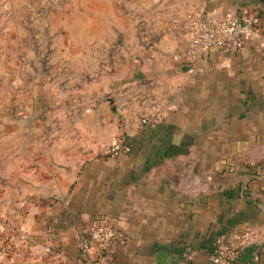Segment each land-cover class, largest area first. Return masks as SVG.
<instances>
[{"label": "crops", "instance_id": "obj_1", "mask_svg": "<svg viewBox=\"0 0 264 264\" xmlns=\"http://www.w3.org/2000/svg\"><path fill=\"white\" fill-rule=\"evenodd\" d=\"M1 2L10 39L52 46L36 86L57 88L55 107L76 103L79 123L100 128L41 135L51 142L40 148L0 145V264H159L161 249L166 264H226L213 261L215 238L246 231L255 240L233 264H264V0ZM201 7L258 9L262 20L238 52L192 58L184 15ZM148 111L160 121L138 126ZM109 118L129 133L115 160L98 143ZM98 218L127 240L84 256L76 234Z\"/></svg>", "mask_w": 264, "mask_h": 264}, {"label": "rangeland", "instance_id": "obj_2", "mask_svg": "<svg viewBox=\"0 0 264 264\" xmlns=\"http://www.w3.org/2000/svg\"><path fill=\"white\" fill-rule=\"evenodd\" d=\"M7 22V12L3 13V2H1L0 145L7 143L9 148H15V146L19 147V144H21L23 148L34 149L42 147L43 144H50L51 140H41V135L48 137L57 132L81 134L87 130L94 132L99 129L100 126L79 123L83 122L84 119L80 115L83 109L69 106L76 105V103H66L63 109L55 107L58 104L59 90L57 88L36 86L39 78L35 70L44 71L53 67L50 57L53 53L52 46L43 43L37 44L35 39H32V43L20 45L15 34H12L13 38H9V35L13 32L7 30ZM31 32L35 33L34 30H31ZM45 80L48 82L52 81L53 78L47 76ZM65 94L70 96L72 93L65 92ZM106 103L108 112L113 113V110L117 107L114 97L109 95ZM103 113L101 112L102 115ZM64 118L68 120H64ZM70 120H74L75 123L60 124ZM108 123L109 139L98 143L101 144L104 154L115 160L125 153L112 156L109 154L111 147L115 142L127 139L129 133L126 131L127 126L124 119L118 118L117 123L114 119L109 118ZM137 123L138 126L143 125L138 120ZM129 127L133 128L132 125H129ZM77 143L83 144L82 141H77Z\"/></svg>", "mask_w": 264, "mask_h": 264}, {"label": "built area", "instance_id": "obj_3", "mask_svg": "<svg viewBox=\"0 0 264 264\" xmlns=\"http://www.w3.org/2000/svg\"><path fill=\"white\" fill-rule=\"evenodd\" d=\"M262 20L260 10L253 9L242 15H214L206 7L184 15L185 27L190 34V44L187 48L188 56L194 58L198 53L212 49L225 52H238L245 44L246 38L254 33ZM159 111H148L138 116L143 125L155 124L160 121ZM130 149L126 140L121 139L113 144L109 154L112 156L126 153ZM5 226L12 227L11 223L3 222ZM16 235L18 230H13ZM253 232H239L229 235H219L213 243L212 258L215 263L225 261L233 264L238 260L246 248L254 242ZM76 246L81 254L89 256L95 250H103L112 241L124 243L127 237L106 218H98L89 226L81 228L76 234ZM13 247V246H12ZM255 251L254 261L259 260Z\"/></svg>", "mask_w": 264, "mask_h": 264}, {"label": "water", "instance_id": "obj_4", "mask_svg": "<svg viewBox=\"0 0 264 264\" xmlns=\"http://www.w3.org/2000/svg\"><path fill=\"white\" fill-rule=\"evenodd\" d=\"M157 261L159 264H166L172 261V255L168 250L161 249L157 252Z\"/></svg>", "mask_w": 264, "mask_h": 264}, {"label": "trees", "instance_id": "obj_5", "mask_svg": "<svg viewBox=\"0 0 264 264\" xmlns=\"http://www.w3.org/2000/svg\"><path fill=\"white\" fill-rule=\"evenodd\" d=\"M254 250H257V252L259 254V259H260V256L262 254V248H255Z\"/></svg>", "mask_w": 264, "mask_h": 264}]
</instances>
